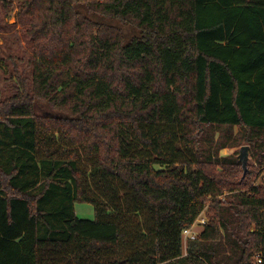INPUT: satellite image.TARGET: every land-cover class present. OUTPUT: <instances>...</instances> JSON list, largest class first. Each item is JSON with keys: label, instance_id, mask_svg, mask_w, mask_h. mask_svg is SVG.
Segmentation results:
<instances>
[{"label": "trees", "instance_id": "1", "mask_svg": "<svg viewBox=\"0 0 264 264\" xmlns=\"http://www.w3.org/2000/svg\"><path fill=\"white\" fill-rule=\"evenodd\" d=\"M0 5L31 54L0 97V264H264V186L218 156L264 163V0Z\"/></svg>", "mask_w": 264, "mask_h": 264}, {"label": "rangeland", "instance_id": "2", "mask_svg": "<svg viewBox=\"0 0 264 264\" xmlns=\"http://www.w3.org/2000/svg\"><path fill=\"white\" fill-rule=\"evenodd\" d=\"M14 7V6H13ZM23 25L17 18V9H3L0 5V97L3 98L14 92L15 72L17 69L20 74H24L29 78L30 71L28 68V60L30 57L29 47L23 37ZM237 133V129H233V135ZM237 138V136H235ZM242 146H248L245 143L234 141L228 147L219 151L220 158L232 157L238 162L237 157ZM249 148V146H248ZM239 163V162H238ZM241 165V163H239ZM242 167V166H240ZM248 168H255L256 173L252 177L251 182L253 187L264 186V163L258 164L251 156L250 148L248 149V160L246 162V173ZM245 173V175H246ZM244 175V176H245ZM243 176V170H242ZM241 176V179L244 177ZM231 194L224 195V202H230ZM228 198V199H227ZM75 215L79 219L92 221L94 219V211L91 205L75 204ZM206 221L205 211L198 217ZM199 224L194 225V232L197 234L200 231Z\"/></svg>", "mask_w": 264, "mask_h": 264}, {"label": "built area", "instance_id": "3", "mask_svg": "<svg viewBox=\"0 0 264 264\" xmlns=\"http://www.w3.org/2000/svg\"><path fill=\"white\" fill-rule=\"evenodd\" d=\"M217 199L220 201L224 200L223 196H219V197H217ZM205 222L206 221L203 219H199V220L197 219L195 221V223L190 228H188L182 232V241H183L184 245L186 244L187 241H193L195 239L196 233L193 230L194 225L197 223V224H199V226H203L205 224ZM254 262H255V264H261V258L259 255H256L254 257Z\"/></svg>", "mask_w": 264, "mask_h": 264}, {"label": "water", "instance_id": "4", "mask_svg": "<svg viewBox=\"0 0 264 264\" xmlns=\"http://www.w3.org/2000/svg\"><path fill=\"white\" fill-rule=\"evenodd\" d=\"M248 146H242L239 150V154H238V157H237V160L239 163H241V166H242V170H243V176L245 175L246 173V162L248 160ZM254 231V227H252L251 229V232Z\"/></svg>", "mask_w": 264, "mask_h": 264}]
</instances>
